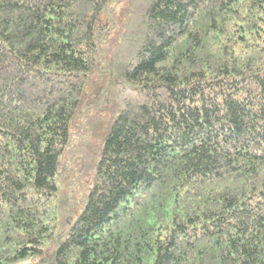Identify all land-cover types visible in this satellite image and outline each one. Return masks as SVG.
I'll return each mask as SVG.
<instances>
[{"label":"trees","instance_id":"obj_1","mask_svg":"<svg viewBox=\"0 0 264 264\" xmlns=\"http://www.w3.org/2000/svg\"><path fill=\"white\" fill-rule=\"evenodd\" d=\"M24 263L264 264V0H0Z\"/></svg>","mask_w":264,"mask_h":264},{"label":"rangeland","instance_id":"obj_2","mask_svg":"<svg viewBox=\"0 0 264 264\" xmlns=\"http://www.w3.org/2000/svg\"><path fill=\"white\" fill-rule=\"evenodd\" d=\"M102 125H104L103 123H101ZM103 127H99L100 130H102ZM24 264H28V263H24Z\"/></svg>","mask_w":264,"mask_h":264},{"label":"water","instance_id":"obj_3","mask_svg":"<svg viewBox=\"0 0 264 264\" xmlns=\"http://www.w3.org/2000/svg\"><path fill=\"white\" fill-rule=\"evenodd\" d=\"M39 264H45V263H39Z\"/></svg>","mask_w":264,"mask_h":264}]
</instances>
